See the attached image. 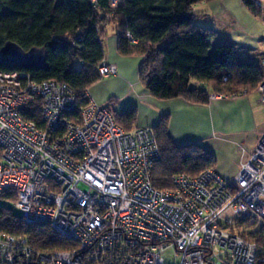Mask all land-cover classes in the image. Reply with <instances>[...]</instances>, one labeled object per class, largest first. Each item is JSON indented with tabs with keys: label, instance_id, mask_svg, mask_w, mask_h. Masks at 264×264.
I'll use <instances>...</instances> for the list:
<instances>
[{
	"label": "built area",
	"instance_id": "1",
	"mask_svg": "<svg viewBox=\"0 0 264 264\" xmlns=\"http://www.w3.org/2000/svg\"><path fill=\"white\" fill-rule=\"evenodd\" d=\"M97 70L102 79L118 75L105 61ZM258 91L264 104V84ZM86 96L74 121L67 84L0 72V200L14 199L22 222L46 223L77 244L36 253L27 238L0 233V264H166L170 251L176 264H264V248L229 229L236 218L264 220V138L234 181L208 169L175 175L172 190L159 191L153 128L126 132ZM36 104L40 118L27 120Z\"/></svg>",
	"mask_w": 264,
	"mask_h": 264
},
{
	"label": "trees",
	"instance_id": "2",
	"mask_svg": "<svg viewBox=\"0 0 264 264\" xmlns=\"http://www.w3.org/2000/svg\"><path fill=\"white\" fill-rule=\"evenodd\" d=\"M117 1L118 5L112 7V0H0V72H27L39 83L67 84L76 94L72 116L76 121L89 104L86 93L103 80L97 69L105 61L103 39L112 28L117 34L119 54L143 57L140 81L159 101L183 99L205 105L212 93L231 98L256 91L264 84L262 63L242 59L234 44L215 43L216 31L194 23L193 8L215 0ZM262 1L242 2L259 18L263 14ZM9 42L26 52L44 49L46 68L20 69L2 56ZM105 106L113 111L111 103ZM25 112L27 120H38L40 105ZM114 119L126 132H132L136 110L114 115ZM169 121L168 116L162 117L153 128L162 156L153 172V186L159 191L172 190L175 175L197 177L214 169L217 162L197 143L178 145L169 133ZM3 200L15 203L14 199ZM250 223L261 224L260 229H249ZM229 229L264 248V220L236 218ZM0 233L27 238L36 253L68 252L77 247L50 225L26 224L2 205Z\"/></svg>",
	"mask_w": 264,
	"mask_h": 264
},
{
	"label": "crops",
	"instance_id": "3",
	"mask_svg": "<svg viewBox=\"0 0 264 264\" xmlns=\"http://www.w3.org/2000/svg\"><path fill=\"white\" fill-rule=\"evenodd\" d=\"M262 2V17H255L245 6L244 8L255 18L256 24H261L264 28V0ZM262 34L264 35V32ZM218 37L217 33L215 43ZM227 39H223L224 42L221 43L234 44ZM261 41L264 43V38L260 39ZM103 45L105 62L117 66V76H123L131 86L128 85L132 89L130 93L136 101L135 106L138 105L146 113L145 120H136V124L132 126L133 131L137 128H155L162 117L168 116L169 133L178 145L197 143L205 148L217 160L214 170L225 180L234 181L241 165L249 161L264 138L262 94L258 90L251 93L245 91L231 98L210 101L205 105L192 104L183 99L159 101L138 82L137 70L143 57L119 54L117 34L112 28L108 29ZM234 45L242 59L260 62L264 67V44H261L258 50L244 44ZM131 67L135 70L133 80L129 78ZM93 88L89 94L97 104H101L103 98L95 96ZM112 107L114 115L121 116L126 112L125 108L118 109V106L114 105Z\"/></svg>",
	"mask_w": 264,
	"mask_h": 264
},
{
	"label": "rangeland",
	"instance_id": "4",
	"mask_svg": "<svg viewBox=\"0 0 264 264\" xmlns=\"http://www.w3.org/2000/svg\"><path fill=\"white\" fill-rule=\"evenodd\" d=\"M263 4V2H262ZM194 23L203 28H210L219 34L217 43L224 42L223 39L229 40L234 44H244L251 47V49L258 50L264 38L262 34L264 28L261 24H256L255 18L244 8L242 0H215L209 3L197 5L192 10ZM263 15V14H262ZM262 17V16H261ZM262 34V35H260ZM260 36V38H259ZM217 37V34H216ZM216 39V38H215ZM240 55H242L240 53ZM132 68V67H131ZM130 68L129 77L133 80L135 77V70ZM138 82L145 89L140 81L139 69L137 70ZM130 84L124 80L123 76L111 77L103 79L93 88V93L98 98L102 97L103 102L99 105L104 106L106 103H111L115 107L125 108L124 111L131 109L136 110V120H145L146 113L138 105L135 106L136 101L132 97ZM146 90V89H145ZM94 100V99H93ZM138 100V99H137ZM94 102H97L94 100ZM134 106V107H132ZM0 205L15 211V205L6 200H0ZM261 224L250 223L249 229L254 228L257 231ZM252 231V232H253ZM223 263H225V259ZM166 264H176L174 251H170L165 256ZM216 264H220L217 261Z\"/></svg>",
	"mask_w": 264,
	"mask_h": 264
},
{
	"label": "water",
	"instance_id": "5",
	"mask_svg": "<svg viewBox=\"0 0 264 264\" xmlns=\"http://www.w3.org/2000/svg\"><path fill=\"white\" fill-rule=\"evenodd\" d=\"M2 56L23 70H39L46 68V51L34 48L26 52L15 43H7L2 50ZM14 215H17L14 211Z\"/></svg>",
	"mask_w": 264,
	"mask_h": 264
}]
</instances>
